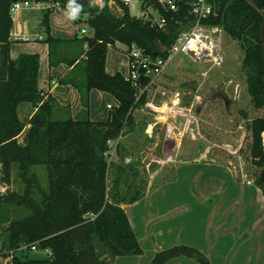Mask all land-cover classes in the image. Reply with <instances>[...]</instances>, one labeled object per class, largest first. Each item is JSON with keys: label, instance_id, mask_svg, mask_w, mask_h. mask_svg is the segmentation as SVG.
<instances>
[{"label": "trees", "instance_id": "trees-1", "mask_svg": "<svg viewBox=\"0 0 264 264\" xmlns=\"http://www.w3.org/2000/svg\"><path fill=\"white\" fill-rule=\"evenodd\" d=\"M20 0H0V174L1 182L12 184L13 169L17 165L19 176L25 183V192L0 194V208L13 205L32 210V214L10 221L4 228L6 239L2 255H13L14 264H114L120 256L144 254L122 204H134L144 195L135 190L134 182L121 176L130 163L115 165V184L109 187L112 164L109 161V144L130 132L135 125V112L147 101L150 79L141 77L138 83L127 80L117 72L106 70L109 47L117 42L136 44L152 58L163 47L171 48L187 20L186 6L178 13L160 8L168 21L165 29L153 26L141 17L131 15L128 6L119 3L122 13L108 6L92 4V0H78L83 5L81 15L86 16L93 35L84 39L63 41L51 35L50 14H43L42 25L50 46V65L59 64L54 49L60 45L87 43L79 62L60 80L73 85L89 107L93 89L111 93L118 106L110 111L108 120H74L55 117L61 108L51 97L38 105V111L26 122L18 116L22 102H38L40 59L37 54L10 56L13 19L11 6ZM217 14L208 23L223 26L239 42L245 53L242 70L246 74L248 93L256 109H264V54L261 27L264 20V0H215ZM68 1L65 0L64 6ZM155 4V3H154ZM157 7L158 5L155 4ZM73 65V62H70ZM29 126L22 140L20 136ZM252 142L248 159L256 168L250 176L264 194V116L254 118L248 126ZM119 149V144L117 145ZM43 166L48 186L40 184L38 171ZM238 177V176H237ZM240 179V177H238ZM38 192V200L35 192ZM130 199L127 200V196ZM50 251V255L30 258L35 250ZM187 256L201 264H211L199 249L176 245L157 250L150 264H166L169 260Z\"/></svg>", "mask_w": 264, "mask_h": 264}, {"label": "crops", "instance_id": "crops-1", "mask_svg": "<svg viewBox=\"0 0 264 264\" xmlns=\"http://www.w3.org/2000/svg\"><path fill=\"white\" fill-rule=\"evenodd\" d=\"M29 11H22L14 22L11 33L10 56L37 54L40 59L38 102H22L18 116L26 122L38 111V105L53 97L61 108L55 117L74 120L106 121L108 105L118 106L114 95L93 89L87 107L73 85L61 84L69 71L79 62L87 43H68L54 49L59 64L50 65V46L42 25L43 14L51 10V35L63 41L84 39L93 35L86 16L69 21L64 16L65 0H36ZM56 3H59L57 5ZM86 34L82 35L81 30ZM73 62V65H70ZM106 70L109 74L129 71L126 46L117 42L109 47ZM29 126H26L25 131ZM137 238L144 244L142 256H120L114 264H150L157 250L175 245H188L199 249L211 264H234L240 259L259 260L264 264V194L250 179H239L231 166L211 160H192L176 167L172 179L149 191L134 204H122ZM182 223L175 229V223ZM179 235V236H178ZM152 241V242H151ZM201 264L197 260L180 256L166 264Z\"/></svg>", "mask_w": 264, "mask_h": 264}, {"label": "rangeland", "instance_id": "rangeland-1", "mask_svg": "<svg viewBox=\"0 0 264 264\" xmlns=\"http://www.w3.org/2000/svg\"><path fill=\"white\" fill-rule=\"evenodd\" d=\"M132 12L136 14L138 10ZM222 46L226 59L224 65L212 68L207 75L204 72L211 64L194 63L182 54L175 56L163 73L154 79L146 103L135 112L136 122L131 131L109 144L111 164L121 165L133 160L138 166L127 167L121 175L128 178L126 185L134 182L136 186L130 196L137 188L140 194L146 195L172 179L178 165L197 159L228 164L241 180H252L250 175L256 168L248 159L252 142L248 126L254 118L264 116V109H256L252 104L246 74L242 70L245 53L239 42L225 34ZM226 98L233 102L231 117L226 111ZM27 132H23L20 140ZM113 164L109 175L111 189L116 177ZM41 169L43 166L33 167L34 172L38 171L40 184L48 186L47 175ZM25 187L15 165L12 184L7 186L0 181V194H8V191L23 194ZM34 194L41 199L37 191ZM30 214L31 209L16 205L0 208V254L5 250L3 242L7 238L4 228L10 221ZM174 223L175 229L182 228V223ZM42 255L41 250L29 253L30 258ZM258 263L259 260L247 259L234 262Z\"/></svg>", "mask_w": 264, "mask_h": 264}, {"label": "built area", "instance_id": "built-area-1", "mask_svg": "<svg viewBox=\"0 0 264 264\" xmlns=\"http://www.w3.org/2000/svg\"><path fill=\"white\" fill-rule=\"evenodd\" d=\"M68 1V0H66ZM78 1V0H77ZM36 0H20L12 4L10 12L13 22L18 20V15L22 11L32 9ZM103 6H108L117 13H122L119 3L128 6L131 15L147 20L153 26L165 29L167 20L162 15L160 8L166 11L178 13L183 6H186L187 20L183 23L177 39L171 48L164 53L165 57L157 56L152 58L145 54L144 50L136 44L125 45L126 53L129 57V71L125 76L127 80L138 83L141 77L150 79L147 89L154 84V79L161 75L167 64L177 55H184L194 63L211 64L207 75L212 68H220L225 63L223 51V41L225 34H228L223 26L208 23L211 16L217 14L215 0H102ZM158 6L156 7L155 4ZM59 5V3H56ZM100 6V4H97ZM160 7V8H159ZM134 14L132 11H137ZM81 34L85 35L86 30L82 29ZM175 104V102H174ZM116 106L108 105L111 111ZM189 113L191 110L189 109ZM113 143V142H110ZM130 162V160L128 161ZM37 250V246L32 247ZM45 255H50V251L44 250ZM0 264H14L13 255L0 254Z\"/></svg>", "mask_w": 264, "mask_h": 264}, {"label": "clouds", "instance_id": "clouds-1", "mask_svg": "<svg viewBox=\"0 0 264 264\" xmlns=\"http://www.w3.org/2000/svg\"><path fill=\"white\" fill-rule=\"evenodd\" d=\"M94 4H100L101 8L103 7L102 0H92V4L90 6ZM82 11H83V5L77 3V0H68V3L64 11V16L69 21H75L79 19Z\"/></svg>", "mask_w": 264, "mask_h": 264}, {"label": "water", "instance_id": "water-1", "mask_svg": "<svg viewBox=\"0 0 264 264\" xmlns=\"http://www.w3.org/2000/svg\"><path fill=\"white\" fill-rule=\"evenodd\" d=\"M261 36H262V43H263V54H264V20H263V23H262V27H261ZM167 51V47H163L161 50H160V54H164L165 52ZM158 56V55H156ZM232 100L230 99H225V106H226V111L228 113V115L231 117L232 116ZM2 180V175L0 174V181ZM8 194H10V191H8Z\"/></svg>", "mask_w": 264, "mask_h": 264}, {"label": "bare ground", "instance_id": "bare-ground-1", "mask_svg": "<svg viewBox=\"0 0 264 264\" xmlns=\"http://www.w3.org/2000/svg\"><path fill=\"white\" fill-rule=\"evenodd\" d=\"M175 104H177V103H175ZM166 110H167V109L164 110L165 113H166Z\"/></svg>", "mask_w": 264, "mask_h": 264}]
</instances>
